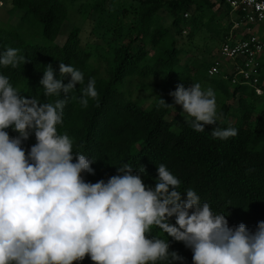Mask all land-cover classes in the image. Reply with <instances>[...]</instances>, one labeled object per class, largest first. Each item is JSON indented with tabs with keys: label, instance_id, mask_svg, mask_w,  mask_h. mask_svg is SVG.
<instances>
[{
	"label": "trees",
	"instance_id": "obj_1",
	"mask_svg": "<svg viewBox=\"0 0 264 264\" xmlns=\"http://www.w3.org/2000/svg\"><path fill=\"white\" fill-rule=\"evenodd\" d=\"M225 1L218 0L217 10L223 13V21L227 22ZM104 3L105 0H100L93 11L101 10ZM12 4V10L18 11L22 23L7 29L0 25V51L7 47L18 49L19 55L26 56L29 62L16 68L0 66V74L7 76L13 87L26 98L36 97L41 103L67 99L63 124L58 125L57 130L73 140L74 153L83 154L92 161L94 174L82 173L86 182L107 181L117 175V167L124 164L131 165L134 173L143 165L142 179L146 185L154 187L157 165L164 164L180 180L178 191L184 198L187 189L194 190L201 203L210 204L213 213L227 217L230 227L243 223L255 231L258 222L264 221V52L260 60L263 94L257 95L252 88L248 90L247 85L241 84H235L230 90L227 80L208 75L212 62L201 63L194 71L180 64V50L167 26L160 22L149 27L158 12L164 11L171 17L176 33L190 28L188 36L191 37L200 25L210 29L214 19L205 16L198 0H138L139 20L135 37L123 45L109 43L108 53L101 54L105 66L100 71L89 61L93 52L81 45L78 26L71 27L61 44L54 42L68 15L63 0H12ZM208 5L214 6L212 3ZM38 24L49 43L31 42L25 32L21 33V29L31 30ZM229 27L230 23L219 27L220 42ZM257 32L264 41V20L257 26ZM141 36H146L156 48L152 57L147 56L144 45L134 43ZM60 62L80 70L85 85L89 79L95 78L98 98H89L87 107L79 103V84L67 97L63 93L59 97L44 95L40 85L44 69L51 64L59 79ZM70 79V76L65 77L64 83ZM133 79L140 87H147V82H151L148 84L155 97L151 106L143 107L138 100L130 98L129 89H123L124 84ZM203 81L211 82L223 98L217 108V124L207 125L205 131L197 132L184 118L168 120L166 116L171 107L158 106L160 98L172 104L173 97L169 93L175 91L178 84L189 87L194 82L201 84ZM234 95H239L240 113L229 122L227 117L231 106L227 99ZM257 102L260 107L253 117ZM213 127H232L238 134L227 140L214 139L211 136ZM7 131L10 136L18 135L11 128ZM35 142L33 134L22 147L30 150ZM170 222L174 224L175 218ZM147 235L169 242L170 251L184 257L183 261L176 262L169 257L157 264H193L192 251L183 242L175 241L156 226ZM74 264L93 262L86 257Z\"/></svg>",
	"mask_w": 264,
	"mask_h": 264
},
{
	"label": "clouds",
	"instance_id": "obj_2",
	"mask_svg": "<svg viewBox=\"0 0 264 264\" xmlns=\"http://www.w3.org/2000/svg\"><path fill=\"white\" fill-rule=\"evenodd\" d=\"M28 62L18 49L0 51V66ZM59 77L46 66L40 80L46 97H67L79 84L82 107L98 98L95 78L85 85L84 74L73 66L60 62ZM169 95L173 103L160 98L158 106L179 105L193 130L217 124L212 88L180 83ZM66 104L67 99L26 98L0 74V264H74L86 257L93 264L183 261L169 242L149 238L153 226L183 242L193 264H264V221L255 231L243 223L230 227L227 217L213 213L194 190L187 189L184 198L180 180L164 164L157 165L154 187L144 183L143 165L134 173L124 164L107 181L86 182L82 173L94 174L92 161L74 153L73 140L57 130ZM9 128L18 135L10 136ZM33 134L36 142L26 151L22 144ZM237 134L232 127L211 131L220 140Z\"/></svg>",
	"mask_w": 264,
	"mask_h": 264
},
{
	"label": "rangeland",
	"instance_id": "obj_3",
	"mask_svg": "<svg viewBox=\"0 0 264 264\" xmlns=\"http://www.w3.org/2000/svg\"><path fill=\"white\" fill-rule=\"evenodd\" d=\"M63 1L67 6L68 15L54 42L61 44L71 27L78 26L80 28L81 45L93 52L94 55L91 56L89 61L100 71L105 66V61L102 59L101 54L108 53V44L123 45L136 35V27L139 20L138 0H105L104 7L101 10H96V12L93 11V8L100 0ZM198 3L204 11L205 16L214 19V24L211 25L210 29L205 25L198 26L194 29L191 37L188 36L190 28H185L183 32L176 33L175 28L171 25V17L164 11L158 12L154 21L149 23V27H153L155 24L161 22L169 28L174 38L175 46L180 50V64L190 67L192 71L196 67H199L201 63L212 62L220 45L219 27L227 26V22L223 21V13L217 10L218 0H198ZM208 3H212L214 6L209 7ZM12 7V0H0V25L5 29L18 26L22 23V18H20L21 16L18 11L12 10ZM22 32H25V37L31 42L49 43L42 35L39 24L31 30L21 29ZM145 37H138L134 43H138L140 46L144 45L148 52L147 56L152 57L156 52V48ZM96 53L99 55L96 56ZM152 80L151 78L150 81ZM130 82H126L123 86V89L127 88L130 90V98L138 100L143 107L151 106L155 102V97L151 92V85L148 82L147 87L136 85L137 81L135 79ZM201 86L205 89L212 88L214 90L215 88L209 81H203ZM228 87L230 90L232 89L230 83ZM250 88L248 87V90ZM214 92L217 99V108H219L223 98L220 92L216 90ZM238 98L239 95H234L227 99V102L231 106L227 117V121L229 122L234 121L240 113ZM247 99L250 100L249 97ZM259 107L260 102H257L253 117L258 112ZM182 111L180 106L171 107L166 117L168 120H173L175 117L184 118L180 114Z\"/></svg>",
	"mask_w": 264,
	"mask_h": 264
},
{
	"label": "built area",
	"instance_id": "obj_4",
	"mask_svg": "<svg viewBox=\"0 0 264 264\" xmlns=\"http://www.w3.org/2000/svg\"><path fill=\"white\" fill-rule=\"evenodd\" d=\"M227 24L230 27L220 42L208 75L263 93L260 83V60L264 41L257 26L264 20V0H226ZM188 13H184L186 17Z\"/></svg>",
	"mask_w": 264,
	"mask_h": 264
}]
</instances>
